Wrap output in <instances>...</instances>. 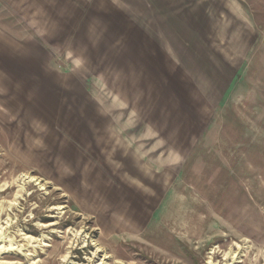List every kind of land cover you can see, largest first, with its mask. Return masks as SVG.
I'll return each mask as SVG.
<instances>
[{
	"label": "rangeland",
	"instance_id": "rangeland-1",
	"mask_svg": "<svg viewBox=\"0 0 264 264\" xmlns=\"http://www.w3.org/2000/svg\"><path fill=\"white\" fill-rule=\"evenodd\" d=\"M0 263L264 264V0H0Z\"/></svg>",
	"mask_w": 264,
	"mask_h": 264
},
{
	"label": "bare ground",
	"instance_id": "bare-ground-1",
	"mask_svg": "<svg viewBox=\"0 0 264 264\" xmlns=\"http://www.w3.org/2000/svg\"><path fill=\"white\" fill-rule=\"evenodd\" d=\"M11 248H14V247L11 246L10 249H11ZM0 264H3V263H0ZM6 264H7V263H6Z\"/></svg>",
	"mask_w": 264,
	"mask_h": 264
}]
</instances>
